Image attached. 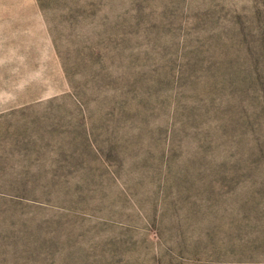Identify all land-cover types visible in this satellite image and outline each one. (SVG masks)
<instances>
[{"label": "rangeland", "instance_id": "rangeland-1", "mask_svg": "<svg viewBox=\"0 0 264 264\" xmlns=\"http://www.w3.org/2000/svg\"><path fill=\"white\" fill-rule=\"evenodd\" d=\"M0 264H264V0H0Z\"/></svg>", "mask_w": 264, "mask_h": 264}]
</instances>
